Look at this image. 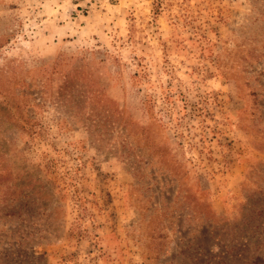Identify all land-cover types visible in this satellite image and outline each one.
<instances>
[{
	"label": "rangeland",
	"instance_id": "obj_1",
	"mask_svg": "<svg viewBox=\"0 0 264 264\" xmlns=\"http://www.w3.org/2000/svg\"><path fill=\"white\" fill-rule=\"evenodd\" d=\"M0 264H264V0H0Z\"/></svg>",
	"mask_w": 264,
	"mask_h": 264
}]
</instances>
